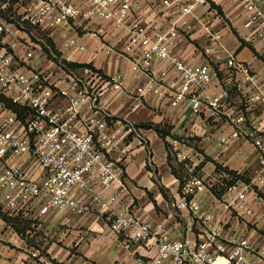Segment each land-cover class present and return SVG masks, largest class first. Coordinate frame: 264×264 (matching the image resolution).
Returning a JSON list of instances; mask_svg holds the SVG:
<instances>
[{
	"label": "built area",
	"instance_id": "obj_1",
	"mask_svg": "<svg viewBox=\"0 0 264 264\" xmlns=\"http://www.w3.org/2000/svg\"><path fill=\"white\" fill-rule=\"evenodd\" d=\"M221 2L242 11L251 41L264 46V0H160L166 10H181L178 19L196 20L197 8ZM149 12L139 0H0V215L37 222L67 211L112 217V230L122 237L126 250L136 254L155 247L145 264H264L263 246L226 231L229 220L218 219L198 200L211 195L222 207V216L231 213L238 222L259 227L264 221V131L228 103L237 73L245 74L247 81L255 77L228 56L227 76L232 80L225 85L232 87L220 97L207 95L208 87L225 76L216 66L223 59L221 32H210L206 26L209 44L202 52L207 60L188 65L177 54V23L148 21ZM169 12L164 11L165 16ZM105 24L129 35L123 49L101 41ZM86 34L100 40L108 56L128 60L130 75H108L91 63L66 57L65 52H88L80 41ZM170 69L175 77L167 79ZM130 81L138 86L127 114L104 107L103 99L124 92ZM167 96L174 108L188 103L196 117H218L237 139L250 142L257 151L253 174L221 172L185 181L172 207L184 214L188 232L197 231L194 238L172 239L164 225L143 221L129 211L135 207L134 197L127 198L124 211L116 210L127 190L124 174L110 155L132 138L141 139L131 117L143 100ZM168 140L171 152L184 159L185 143ZM217 140L223 148L229 144L228 137ZM112 188L120 192L105 196Z\"/></svg>",
	"mask_w": 264,
	"mask_h": 264
},
{
	"label": "crops",
	"instance_id": "obj_2",
	"mask_svg": "<svg viewBox=\"0 0 264 264\" xmlns=\"http://www.w3.org/2000/svg\"><path fill=\"white\" fill-rule=\"evenodd\" d=\"M139 3L150 11L148 21L155 20L163 26L177 23L181 35L177 54L188 65H199L207 60L202 52L209 44L205 27H209L210 32H221L223 50L220 55L223 59L216 66L225 76L221 81L213 82L206 94L220 97L225 94V89L232 87L225 85L232 80L227 76L226 59L235 57L249 68L255 80L247 81L245 74L235 73L236 88L229 93L228 103L232 109L244 111L264 131V46L251 41V28L242 11L221 2L197 8L195 15L198 20L190 16L178 19L181 10H166L160 0H139ZM164 11H170L169 15L165 16ZM104 27L106 33L101 41L120 50L128 44L129 35L114 30L108 24ZM80 41L87 45L88 52H65L66 57L78 63H91L108 75H130L129 61L101 51L100 40L86 34ZM155 67L158 73L160 63L157 62ZM174 77L175 72L170 69L167 79ZM137 86L130 81L124 92L108 94L102 104L117 115L127 114ZM257 95L261 96L260 101L253 100ZM131 118L140 129L141 139L132 138L121 145L122 151L110 155L124 174L127 190L120 196L122 202L116 210L124 211L127 198L134 197L135 207L129 211L143 221L164 225L172 239L194 238L197 233L188 232L184 214L172 207L179 198L181 184L189 177L209 178L221 172L243 170L253 174L258 166L257 151L250 142L237 139L232 127L218 117L209 118L208 114L194 116L188 103L174 108L168 96L164 99L147 97L142 108ZM155 127L168 132V136L164 139ZM220 136L229 138V144L224 148L218 143ZM168 138L185 143L181 148L184 159H178L171 152ZM119 192V189L112 188L105 196ZM198 200L205 208L214 211L218 219L229 220L231 228L227 227L226 231L235 232L236 236H248L258 246L264 247L261 241L264 238V221L259 227L243 220L238 222L231 213L222 216V207L211 195H202ZM33 213L34 210L31 215ZM19 221H24L18 226L21 233L0 218V264H145L155 254L154 246L140 249L136 254L126 250L121 243L122 237L116 236L112 230L113 218L97 213L82 217L67 211L52 213L39 222L32 217Z\"/></svg>",
	"mask_w": 264,
	"mask_h": 264
},
{
	"label": "trees",
	"instance_id": "obj_3",
	"mask_svg": "<svg viewBox=\"0 0 264 264\" xmlns=\"http://www.w3.org/2000/svg\"><path fill=\"white\" fill-rule=\"evenodd\" d=\"M8 106H10L8 104ZM11 107V106H10ZM156 132H158L164 139L166 138V136H168V132L166 131H162L161 129H159L158 127H155ZM170 160V157L168 158ZM183 186V184H181V187ZM0 218L3 219L5 222H7L8 224L12 225L19 233H21V231L19 230V224L21 225V223H23L24 221H19L18 219H11V218H7L5 216H1Z\"/></svg>",
	"mask_w": 264,
	"mask_h": 264
},
{
	"label": "rangeland",
	"instance_id": "obj_4",
	"mask_svg": "<svg viewBox=\"0 0 264 264\" xmlns=\"http://www.w3.org/2000/svg\"><path fill=\"white\" fill-rule=\"evenodd\" d=\"M260 234H262L261 232H259ZM263 236H264V234H262ZM261 241H263L264 242V238L261 240Z\"/></svg>",
	"mask_w": 264,
	"mask_h": 264
}]
</instances>
